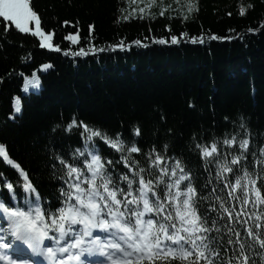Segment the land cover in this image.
<instances>
[{
  "label": "trees",
  "instance_id": "16d2710c",
  "mask_svg": "<svg viewBox=\"0 0 264 264\" xmlns=\"http://www.w3.org/2000/svg\"><path fill=\"white\" fill-rule=\"evenodd\" d=\"M195 1L192 12L171 13L175 11L169 7L163 15L124 21L119 18L127 0H30L41 27L54 33L53 44L59 46V52L41 47L38 37L20 32L14 23L7 22L5 31L6 22L0 18V143L28 172L53 210L59 206V189L64 186L59 179L61 166L53 154L71 163V152L82 147L76 129L53 132L57 124L66 126L76 116L90 126L106 129L109 135L122 133L126 142L135 139L141 153L134 157L141 164H145L144 152L153 146L160 151L167 144V155L181 159L186 171H192L201 215L206 209H217L209 216V226L215 219L220 229L210 234L216 238L213 247L220 245L221 256H232L227 240L236 241L238 232L239 240L247 245L251 241L246 235L248 226L255 230L259 223L264 239V205L243 204L240 190L234 193L238 199L230 197L229 190L215 179V164L209 163L205 169L192 137L204 142L213 136L223 139L226 132L239 131V124L245 123L250 133L245 137L250 140L247 164L235 166L234 172L246 167L249 173L264 176V168L254 165V160L264 159L260 153L264 148V0ZM241 7L244 15H240ZM77 32L78 44L65 39ZM172 36L179 42L172 43ZM201 37L203 42H199ZM160 39L168 42H155ZM121 40L126 45L123 49L115 47ZM137 40L147 46L137 45ZM93 46L104 51L93 52ZM80 48L89 54L71 55ZM44 64L52 67L44 71ZM34 72L40 87L24 92L25 79ZM17 97L20 112L15 111ZM135 126H139L140 136L134 138ZM97 143L103 157L113 162L120 159L115 150ZM116 169L125 171L123 165ZM0 172L13 182L22 200V190L16 186L18 172L4 162H0ZM230 179L234 182L235 176ZM256 186L264 195V181ZM6 192L4 189L0 196ZM221 201L230 210L235 205V212L243 208L240 221L246 223L227 217L221 220ZM256 251L264 250L257 246ZM256 264H261L259 257Z\"/></svg>",
  "mask_w": 264,
  "mask_h": 264
},
{
  "label": "snow or ice",
  "instance_id": "6c2138e0",
  "mask_svg": "<svg viewBox=\"0 0 264 264\" xmlns=\"http://www.w3.org/2000/svg\"><path fill=\"white\" fill-rule=\"evenodd\" d=\"M194 7V4H189L188 11L192 12ZM140 12L143 13L144 9L141 8ZM163 14L162 10L160 15ZM244 14L245 9L241 7L240 15ZM0 18L6 22L5 31L9 27L7 22L14 23L20 32L38 37L41 47L61 51L52 43L54 33L45 32L41 27L39 14L30 0H0ZM119 19L127 21L129 17ZM33 22L34 28L30 27ZM65 39L78 44L79 33L69 34ZM192 39L197 42V38ZM155 42L168 41L160 39ZM171 42L178 43V37L172 36ZM199 42H203L202 37ZM134 43L142 45L140 40ZM125 46L123 40L115 45L121 49ZM91 50L104 51L94 46ZM88 54L84 48L71 52L73 56ZM51 67V64H44L42 70ZM30 87H40V79L35 72L31 78L25 79L22 90L28 92ZM15 111H21L18 97ZM58 128L67 133L76 129L82 147L71 152V163L62 155L53 154L61 166L59 179L64 185L59 189V206L54 210L51 202L42 199L28 172L13 161L6 145L0 143V162L18 172L16 186L23 193L21 200L13 182L0 172L3 184L0 192L7 190L5 196H0V264H85V260L93 256L98 259L92 264H172L173 261L179 264H256L257 257L264 264V251H256L257 246L264 250L259 223L255 230L251 226L246 228V235L251 238L247 245L239 240L238 232L235 233L236 241L227 240V244L232 246V256H221L220 245L213 247L216 238L210 234L213 231L219 233L220 229L216 227L215 219L209 226V216L217 209H206L201 215L192 171H186L181 159L167 155V144L160 151L153 146L144 152L145 164H141L134 157V154L141 153V148L135 139L126 142L122 133L109 135L106 129L90 126L76 116H72L66 126L57 124L52 131ZM239 129L226 132L223 139L213 136L210 142L198 141L193 135L192 143L206 170L209 163L215 164V179L229 190L230 197L238 199L234 193L240 190L244 193L243 204L264 205V195L256 186L258 181H264V176L259 172L251 174L246 167L236 168L234 172L235 166L247 164L249 154L250 140L245 137L250 133L243 122ZM139 136L140 128L135 126L133 137ZM97 141L119 153L120 159L113 162L103 157ZM231 150L238 154H232ZM260 153L264 156V148ZM251 155L255 157V153ZM117 165H123L125 171L118 172ZM254 165L264 168V159L254 160ZM236 172L242 175H236ZM230 175L235 176L234 182ZM208 182H211V177ZM220 209L221 220L227 217L229 221L246 223L240 221L243 208L235 212V205L230 210L221 201ZM228 231L232 232V228L229 227ZM46 241L50 243L46 244Z\"/></svg>",
  "mask_w": 264,
  "mask_h": 264
},
{
  "label": "rangeland",
  "instance_id": "374dc122",
  "mask_svg": "<svg viewBox=\"0 0 264 264\" xmlns=\"http://www.w3.org/2000/svg\"><path fill=\"white\" fill-rule=\"evenodd\" d=\"M195 0H127V5L123 9L122 16L136 17V16H149L153 14L165 13L167 9L173 8L171 13H178L177 10L184 12L188 11L189 4H194L196 8ZM143 8L144 12L141 13L140 9ZM10 24V22H8ZM30 27H35L34 22L30 24ZM45 31V30H44ZM46 32V31H45ZM53 43V41H52Z\"/></svg>",
  "mask_w": 264,
  "mask_h": 264
}]
</instances>
